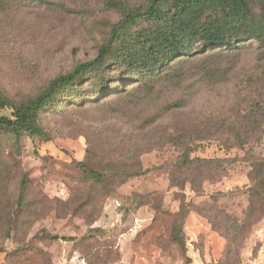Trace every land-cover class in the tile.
I'll list each match as a JSON object with an SVG mask.
<instances>
[{
  "label": "rangeland",
  "instance_id": "rangeland-1",
  "mask_svg": "<svg viewBox=\"0 0 264 264\" xmlns=\"http://www.w3.org/2000/svg\"><path fill=\"white\" fill-rule=\"evenodd\" d=\"M45 1L0 5V90L17 100L95 58L121 17L112 0ZM179 61L144 75L112 59L102 102L0 136V264L264 263V43ZM88 151L108 175L133 152L142 172L95 184Z\"/></svg>",
  "mask_w": 264,
  "mask_h": 264
},
{
  "label": "trees",
  "instance_id": "trees-1",
  "mask_svg": "<svg viewBox=\"0 0 264 264\" xmlns=\"http://www.w3.org/2000/svg\"><path fill=\"white\" fill-rule=\"evenodd\" d=\"M6 2L0 0V5ZM110 4L121 12V17L113 24L110 36L95 58L54 77L38 94L23 100L9 97L0 90V110H11L9 115L0 113L1 137H19L25 133L45 136L40 126L43 112L52 109L61 113L69 107L86 109L91 103H100L102 98L115 93L107 74L110 67L107 65L112 59L129 70L155 75L176 59H180L179 63H189L199 53L219 52L252 38H259L264 43V8L258 15L248 0H148L145 5L133 7L121 0H112ZM139 21H145L146 25L134 35L131 31ZM133 91L127 92L126 85L116 94H137L140 85ZM136 156L133 152L121 156L124 167L112 175L92 167L90 151L80 164L88 174L86 179L102 184L110 176L129 178L141 174ZM188 160L190 158L185 156V163ZM22 177L20 200L26 197L29 187V179Z\"/></svg>",
  "mask_w": 264,
  "mask_h": 264
}]
</instances>
